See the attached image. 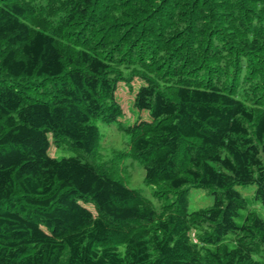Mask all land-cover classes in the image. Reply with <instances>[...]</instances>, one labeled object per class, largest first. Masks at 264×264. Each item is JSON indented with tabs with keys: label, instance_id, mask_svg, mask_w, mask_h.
<instances>
[{
	"label": "trees",
	"instance_id": "1",
	"mask_svg": "<svg viewBox=\"0 0 264 264\" xmlns=\"http://www.w3.org/2000/svg\"><path fill=\"white\" fill-rule=\"evenodd\" d=\"M135 80L127 154L160 208L98 151ZM241 184L264 204V0H0V264H264Z\"/></svg>",
	"mask_w": 264,
	"mask_h": 264
},
{
	"label": "rangeland",
	"instance_id": "2",
	"mask_svg": "<svg viewBox=\"0 0 264 264\" xmlns=\"http://www.w3.org/2000/svg\"><path fill=\"white\" fill-rule=\"evenodd\" d=\"M140 81L135 80L130 85L125 82H120L116 90V96L122 105V114L118 120L106 122L99 118L96 123L100 130L99 139V154L101 158L108 159L113 154H120L118 161L122 166L120 170V179L127 186L139 190L144 196L149 198L155 207L160 208L163 203L162 198L155 194V187L146 183L144 165L135 157L128 155V142L130 141V133L125 130V127L133 124L138 119H150L148 110H139L133 105V97L137 91ZM50 144L48 153L54 157H68L77 154L76 150L69 147L67 141L56 143L53 140L52 134L49 133ZM237 189L246 197V207L241 209V216L237 217V222H242V216L246 214L248 209H255L264 218V204L255 197V184H241L236 186ZM189 209L194 210L202 207H209L213 204L214 195L202 187L189 188ZM86 205L95 210L94 205L90 202H85Z\"/></svg>",
	"mask_w": 264,
	"mask_h": 264
}]
</instances>
